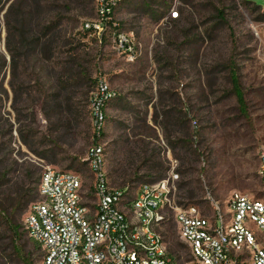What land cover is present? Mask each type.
<instances>
[{"label": "rangeland", "instance_id": "1", "mask_svg": "<svg viewBox=\"0 0 264 264\" xmlns=\"http://www.w3.org/2000/svg\"><path fill=\"white\" fill-rule=\"evenodd\" d=\"M250 1L260 7L245 0H114L110 15L127 51L96 18L94 0H0V198L15 187L34 188L35 195L18 223L40 199L27 172L34 180L45 166L71 171L91 193L86 154L94 141L114 187L133 192L173 170L178 201L200 213L211 211L207 192L221 203L233 191L262 197L264 0ZM85 22L104 38L83 36ZM48 25L53 33L43 37ZM49 40L50 50L42 51ZM70 56L79 65L69 64ZM100 82L115 98L100 107L106 120L97 138ZM54 93L59 112L47 104ZM164 112L184 123L174 125ZM177 139L186 142L173 148ZM124 164L130 166L121 181L113 170ZM132 170L143 179L130 182ZM18 231L16 252L0 226V264H25L26 251L42 264L40 246Z\"/></svg>", "mask_w": 264, "mask_h": 264}, {"label": "built area", "instance_id": "2", "mask_svg": "<svg viewBox=\"0 0 264 264\" xmlns=\"http://www.w3.org/2000/svg\"><path fill=\"white\" fill-rule=\"evenodd\" d=\"M94 2L105 29L112 22L114 0ZM84 27L94 28L100 39L95 23L85 22ZM113 40L118 50L131 51L121 30ZM98 85L97 137L104 123L100 107L113 96L103 82ZM86 160L94 177L91 193L71 171L45 166L40 174V199L29 206L21 229L40 246L42 264H264V152L258 170L262 197L233 191L221 203L207 192L208 214L178 201V173L173 170L132 192L128 186L110 184L104 150L96 141ZM170 222L185 251L171 247L165 231Z\"/></svg>", "mask_w": 264, "mask_h": 264}, {"label": "trees", "instance_id": "3", "mask_svg": "<svg viewBox=\"0 0 264 264\" xmlns=\"http://www.w3.org/2000/svg\"><path fill=\"white\" fill-rule=\"evenodd\" d=\"M245 1L248 2V3H253V5L256 8L260 7L259 5L255 4L254 2H252L250 0H245ZM108 24H109L110 28L113 29L114 32L120 31L118 25H113V23L111 21H109ZM51 30H52L51 25H48L47 27H45V30L42 32L43 37L47 36L50 33H53V32H51ZM95 32L96 31H95L94 28H92V27L85 28L84 24H83V26H82V33H83L82 35L83 36H86L87 34L96 35ZM54 37L55 36H52V40H54ZM102 38H104V34L103 33L101 34L100 40ZM50 45H51V40L46 41L44 43V46L42 47V51L48 52L50 50ZM70 57H72V58H70V60L67 61L69 64L75 63L76 65H79V64H77L75 62L76 59L73 56H70ZM11 65L12 66L15 65L14 64L13 54L11 56ZM232 75H234V74H232ZM232 81L235 84V79H232ZM235 90H237L236 87H235ZM49 97H50V99L47 100V104H48V107H50L51 112H59L60 111V104H61L59 95H57V93H54V94H50ZM114 98H115V96H110L109 99L107 101H105V104H107L109 101H111ZM105 104H103L102 106H105ZM164 113H166L167 118L168 117L170 119L173 118L172 121H174V125H176V124L177 125H182V123H184V122L181 121L182 119L177 118L176 115H174L175 116L174 117L172 115L169 116L167 114V112H164ZM105 120L106 119H105V116H104V121ZM101 134H102V132H101ZM177 141H183V142L185 141L186 142V140H181V139H177L175 142H170V144L172 145L173 148L175 147L174 146L175 143H176V145L178 144ZM51 163H53V162H51ZM129 166L130 165L126 166V164H124V165L120 166L118 169L113 170L115 173L119 172L118 173L119 174L118 178H121V177L123 178L121 181H126L125 180L126 179L125 176L128 175V167ZM157 168H158V170H160V166L157 165V164L156 165H153V164L149 165V169L150 170H154V169H157ZM111 173H112V171H111ZM131 173L133 174V176H135V178L132 179L130 182L138 181V180H142L143 179L142 175L141 176H137V172L135 173V170H132ZM26 176H27V180H28L27 182H29V183H32L33 181L38 183V180H39V177H40L39 176L37 179L35 178L34 180L31 179L32 178V173L31 172H27ZM107 176H109V174H107ZM157 177H161V175H158ZM33 189L34 188H30V187L29 188H25V189H23V187H15L9 192V194L6 193L5 196L0 198V226L5 227V230H7L10 233V236H11V239H12L13 248H14V251H16V252H19V249H17V245H15V243L19 239L20 234H21L18 231V229L21 228V223L20 224L18 223V218L22 214V212L25 209V207L27 206V204L29 202H31L35 198V195H31ZM191 194H192V191H188V195L191 196ZM165 231H166V235L170 239L171 247L174 250H182V251L186 250V247L181 242L176 240L175 230L173 229V224L168 223L166 225V227H165ZM35 247L37 248L38 244H35ZM21 259L23 260V262L25 264H33L32 259L30 258V252L29 251H26L24 253V255L21 257Z\"/></svg>", "mask_w": 264, "mask_h": 264}]
</instances>
